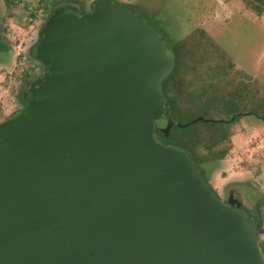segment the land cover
Segmentation results:
<instances>
[{
	"label": "water",
	"instance_id": "1",
	"mask_svg": "<svg viewBox=\"0 0 264 264\" xmlns=\"http://www.w3.org/2000/svg\"><path fill=\"white\" fill-rule=\"evenodd\" d=\"M39 32L47 69L0 124V264H264L253 219L157 138L205 120L172 117L156 28L97 0L55 5Z\"/></svg>",
	"mask_w": 264,
	"mask_h": 264
},
{
	"label": "rangeland",
	"instance_id": "2",
	"mask_svg": "<svg viewBox=\"0 0 264 264\" xmlns=\"http://www.w3.org/2000/svg\"><path fill=\"white\" fill-rule=\"evenodd\" d=\"M76 1L88 12L96 0H0L1 25L12 47L0 62V124L14 110L23 76L40 73L37 64L24 58L28 44L36 42L55 5ZM118 1L137 4L167 45L177 50L179 84L171 95L182 110L176 113L179 123L228 120L231 109L259 114V120L240 117L226 126L227 152L213 168L214 186L220 190L228 179H259L256 173L264 177V14L258 16L248 0ZM199 124L206 125L205 137L212 135V123ZM203 153L216 158L208 149Z\"/></svg>",
	"mask_w": 264,
	"mask_h": 264
},
{
	"label": "flooded vegetation",
	"instance_id": "3",
	"mask_svg": "<svg viewBox=\"0 0 264 264\" xmlns=\"http://www.w3.org/2000/svg\"><path fill=\"white\" fill-rule=\"evenodd\" d=\"M95 2L92 4L91 10L88 12H84L81 10V8H80L81 4L78 1H76V4H68V5L74 6L75 8H77L79 11H81L83 13H89L92 11V8H93ZM52 5L53 4L50 2L49 7H51ZM127 5L129 6L130 9H133L134 11L140 13L137 10L138 9L137 4L132 5L130 3H127ZM1 23H3V22H2V19L0 18V62H5L7 57L11 55L12 47H11L9 41L7 40L6 35L4 34V29H6L5 25L3 26V25H1ZM37 41H38V39L36 40V42H31L30 44H28L27 49L24 52V58L28 62H32V63L37 64L38 65L37 69L40 71V73H38V75H36L35 73H33V74L32 73H26L23 76L24 80L22 81L21 85L18 87L19 91L17 92V94L15 96L14 110L11 112V114L6 116V118H4L3 121H6V120L10 119L11 117L15 116L17 113H19L21 110H23L27 106V104L30 101V97L28 96V94H26V88H27L28 84L31 81H33L34 79H36L37 77L41 76L47 69L41 62L36 60L35 57L33 56V49H34ZM173 50H174L175 59H176L175 67H174V70L172 71L171 75L167 79H165V80H170L168 82L171 84L170 88L172 90V93L176 89H178V84H179L178 75H179V65H180L178 52L175 48H173ZM166 97H169V95ZM175 98H176V96H175ZM174 110H175V117H176V113L178 114V113L182 112V110L180 108H178V106H177V108H174ZM231 113H232V115L228 120H221L223 125H225V128H226V126L235 123L237 121V119H239L240 117H253V118H256L257 120H259V118H260L259 114L256 111H254V113H250V114L249 113L243 114L242 112H239L238 109H235V110L231 109ZM261 119L264 122V119L263 118H261ZM176 121L179 122L178 120H176ZM201 122L208 124V123H214L216 121H213V122L201 121ZM196 124H199V122L192 124L190 126H193ZM187 128H185V129H187ZM181 129H183V128H181ZM203 135H205V134H203ZM206 138H211V136H206ZM205 150L206 149H200L198 152L197 151L195 152L196 164L198 165V167L200 168V170L204 174L209 185L213 188V190L217 193V195L224 202L232 203L233 205L238 206L239 208H241L246 213V215H248L249 217H251L253 219V221L255 223L256 238H257L258 243L261 247V250L264 254V242L262 241V238L264 236V177H259L260 175L258 176L256 173V176L259 179H256V178H250L247 180H230V179H228L223 184H221L220 190H218L214 186V175H215L214 170L215 169L213 170V168H214V166H216V164H221V162L224 161L223 160L224 157L218 159V158L206 156L203 153ZM225 166H226V164H225ZM216 173H217V170H216Z\"/></svg>",
	"mask_w": 264,
	"mask_h": 264
},
{
	"label": "trees",
	"instance_id": "4",
	"mask_svg": "<svg viewBox=\"0 0 264 264\" xmlns=\"http://www.w3.org/2000/svg\"><path fill=\"white\" fill-rule=\"evenodd\" d=\"M251 3V7L255 10L258 16H262L264 14V0H248ZM170 80H165L163 82V90L166 96L169 95L168 101L171 106V115L176 121L175 110L177 108L176 98L171 95V84L168 82ZM168 94V95H167ZM209 124V123H208ZM200 124H196L188 127L187 129H181L178 127H173L170 131L169 136L164 135L160 131H156L157 138L159 141L163 142L167 145H174L185 149L189 155L194 160L195 164V152L200 149H208L212 151L216 158H223L227 151L223 148V145L228 139V132L225 129V125L221 121H216L212 123L214 128H212L211 138L204 137V130H202L205 126H198ZM196 126V127H195ZM199 129V131H197ZM197 165V164H196Z\"/></svg>",
	"mask_w": 264,
	"mask_h": 264
}]
</instances>
